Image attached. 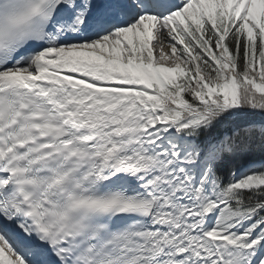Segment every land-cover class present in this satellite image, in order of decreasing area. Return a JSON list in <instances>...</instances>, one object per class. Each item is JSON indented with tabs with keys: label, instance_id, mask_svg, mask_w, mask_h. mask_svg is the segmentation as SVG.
Instances as JSON below:
<instances>
[{
	"label": "snow or ice",
	"instance_id": "1",
	"mask_svg": "<svg viewBox=\"0 0 264 264\" xmlns=\"http://www.w3.org/2000/svg\"><path fill=\"white\" fill-rule=\"evenodd\" d=\"M0 264H264V0H0Z\"/></svg>",
	"mask_w": 264,
	"mask_h": 264
}]
</instances>
